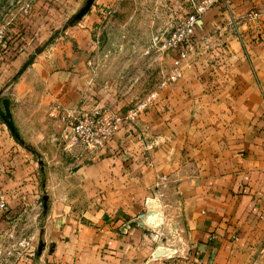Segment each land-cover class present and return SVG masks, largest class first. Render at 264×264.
Returning <instances> with one entry per match:
<instances>
[{
	"label": "crops",
	"instance_id": "0c3cea01",
	"mask_svg": "<svg viewBox=\"0 0 264 264\" xmlns=\"http://www.w3.org/2000/svg\"><path fill=\"white\" fill-rule=\"evenodd\" d=\"M224 1L198 21L201 37L196 33L181 77L159 90L157 84L154 104L137 120L150 163L141 143L124 148L122 131L101 150L85 151L86 159L34 156L32 147L44 154L42 139L50 137L40 115L45 106L97 103L84 92L85 49L117 0H94L74 25L63 24L37 65L12 85L7 106L0 103L7 200L0 264H264V14L250 24L249 39L230 32L232 22L264 4ZM215 49L224 55L221 64L211 62ZM25 58L13 59L11 75ZM39 167L69 172L46 176L48 208L32 233L40 245L25 257L12 240L28 235L15 223L39 197Z\"/></svg>",
	"mask_w": 264,
	"mask_h": 264
},
{
	"label": "rangeland",
	"instance_id": "374dc122",
	"mask_svg": "<svg viewBox=\"0 0 264 264\" xmlns=\"http://www.w3.org/2000/svg\"><path fill=\"white\" fill-rule=\"evenodd\" d=\"M244 1L248 8L252 7L251 9L264 4V0ZM86 2L87 0H0V33L1 31L5 35L22 33L19 35L18 39H21L19 42L14 38L15 36L8 38L9 48L4 52L2 51L4 46L0 43V68H2L0 103L3 102L7 106L12 85L27 68L37 65L43 51L63 33L64 23L74 25L81 19V17L76 18L75 14L80 7L85 6ZM171 2L169 4L167 0H117L116 6L102 19L93 44L85 49L87 54L82 67L86 72L82 78L87 88L84 92L92 95L97 103L82 106L80 109L69 108L59 102L45 106L40 111V115L43 120H48L45 130L49 131L50 137L42 139L45 141L41 142L45 150L44 154L35 151V146L32 147L35 157L54 162H57L60 156L62 161H65L63 158L65 154L71 158L76 156L86 159L85 151L88 150L82 146L71 145L66 136L68 121L75 122L81 112L90 114L99 110L100 113L108 115L123 113L138 105L151 92L156 91L157 87L159 90L160 86L164 85L161 83L166 75H170L175 51L164 47L163 42L171 35L177 19L186 11L177 7L174 1ZM238 20L231 23L230 32L240 39H249L252 34L250 24L246 23L245 26L242 24L243 19L240 23L237 22ZM241 26L245 27L239 29ZM198 36L201 37V34L197 33ZM215 37L219 38L218 33ZM200 40L202 41V38ZM225 43L222 42L220 46ZM35 48L38 51L34 52ZM33 52V57L26 64L12 75L9 73L12 58L19 56L29 58ZM166 69H169V72H165ZM90 87L92 89H89ZM2 119L5 128L11 132L10 121ZM12 136L23 149H28L18 135L13 133ZM44 155L47 158H44ZM37 170L40 177L37 189L39 197L29 206L25 212L26 216L15 223L19 226L20 223L22 226L25 225L23 232H27L28 235H21L19 240L13 237L12 240L15 246L21 247L25 257L33 251L36 252L40 245L38 237L33 236L32 233L36 234L39 231L43 214L48 208V187L43 184L46 176L51 173L49 177L53 178L68 175L69 172L54 169L43 172L41 167ZM50 188L52 189V186Z\"/></svg>",
	"mask_w": 264,
	"mask_h": 264
},
{
	"label": "built area",
	"instance_id": "2783aa9c",
	"mask_svg": "<svg viewBox=\"0 0 264 264\" xmlns=\"http://www.w3.org/2000/svg\"><path fill=\"white\" fill-rule=\"evenodd\" d=\"M177 7L186 10L183 16L177 19L172 27V33L163 46L175 51L172 57V68L170 75H166V81H177L182 75V65L188 59L189 54L198 42L196 29L198 21L203 13L215 7H225L224 0H174ZM222 5V6H221ZM264 14L262 10H251L244 15L243 20L247 24H253ZM4 35L0 33V43ZM157 98L156 91L151 92L138 105L127 109L123 113L108 115L100 111H92L90 114L81 112L75 122H69L66 128L67 138L71 145L82 146L89 151H99L120 131L123 132L124 148L131 143H141L144 147L141 153L144 162L150 163V147L145 144L144 133L137 127V120L144 114V111L154 104ZM7 208V200L4 189L0 182V214Z\"/></svg>",
	"mask_w": 264,
	"mask_h": 264
},
{
	"label": "trees",
	"instance_id": "16d2710c",
	"mask_svg": "<svg viewBox=\"0 0 264 264\" xmlns=\"http://www.w3.org/2000/svg\"><path fill=\"white\" fill-rule=\"evenodd\" d=\"M23 30V29H22ZM19 35H22V33H19ZM19 35H18V33H16V32H14L13 34H11V35H4V38H3V41H2V43H1V45L2 46H4V48H3V52H4V50H8V48H9V45H8V42H10V41H8V38H12V37H14L18 42L19 41H21V39H18V38H20L19 37ZM24 36V35H23ZM22 38V37H21ZM215 54H214V57L211 59V62L212 63H214V64H221L223 61H224V55L220 52V50H218V49H215L214 51H213ZM29 56V55H28ZM12 58V57H11ZM12 59H14V58H12ZM1 82V81H0Z\"/></svg>",
	"mask_w": 264,
	"mask_h": 264
},
{
	"label": "water",
	"instance_id": "95a60500",
	"mask_svg": "<svg viewBox=\"0 0 264 264\" xmlns=\"http://www.w3.org/2000/svg\"><path fill=\"white\" fill-rule=\"evenodd\" d=\"M92 1L93 0H87L85 6L82 7V9L76 14V18L77 17H81V15L85 12V10H87L89 8V6L92 3ZM36 51H38L37 48L34 49V52H36ZM34 52H33V54L23 64H26L31 59V57H33ZM8 124H10V123L8 122Z\"/></svg>",
	"mask_w": 264,
	"mask_h": 264
}]
</instances>
